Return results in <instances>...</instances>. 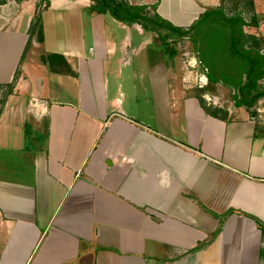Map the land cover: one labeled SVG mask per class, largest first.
Segmentation results:
<instances>
[{
	"label": "crops",
	"instance_id": "crops-1",
	"mask_svg": "<svg viewBox=\"0 0 264 264\" xmlns=\"http://www.w3.org/2000/svg\"><path fill=\"white\" fill-rule=\"evenodd\" d=\"M220 1L134 5L188 28ZM39 4H0V126L24 130L0 146V264H264L254 114H208L177 51L96 0H50L26 51Z\"/></svg>",
	"mask_w": 264,
	"mask_h": 264
},
{
	"label": "trees",
	"instance_id": "trees-1",
	"mask_svg": "<svg viewBox=\"0 0 264 264\" xmlns=\"http://www.w3.org/2000/svg\"><path fill=\"white\" fill-rule=\"evenodd\" d=\"M7 1L0 0V4ZM221 1L222 4L219 7L206 9L188 28H184L175 26L159 13L152 14L145 5L125 2L117 4L113 0H96L100 11L110 9L118 19L130 24L138 22L147 31L157 32L166 45V50H176L171 48L174 39L192 38L209 78L208 85L198 89L196 97L208 114L226 120L228 111L208 105L202 95L215 92L217 84L223 83L237 90V94L234 95L236 106L246 107L253 115L252 108L264 97V35L247 33L244 26L247 24L257 26V15H251L252 21L247 23L243 13L238 11L239 5L243 2L249 5V8L254 7L255 0ZM227 1L234 3L231 14L226 12ZM108 4H114L116 8ZM49 6L50 0H40L30 29L26 51L32 46L34 38L40 43L44 41L42 11ZM52 57L53 55L44 56L43 60L46 64H50L54 72H62L55 65ZM68 72L74 74L71 69ZM8 87L11 93L14 85Z\"/></svg>",
	"mask_w": 264,
	"mask_h": 264
},
{
	"label": "rangeland",
	"instance_id": "rangeland-1",
	"mask_svg": "<svg viewBox=\"0 0 264 264\" xmlns=\"http://www.w3.org/2000/svg\"><path fill=\"white\" fill-rule=\"evenodd\" d=\"M115 3L120 4L122 2L128 3V4H141L145 0H113ZM226 12L228 14L233 13L232 8L234 6V3L231 1L226 2ZM156 4V3H155ZM155 4H149L147 6V9L151 10L152 14L157 13L156 11V6ZM222 4V1L219 2L218 5L215 7H219ZM108 17L112 18V11L108 9ZM238 11L243 13L244 19L247 23H249L251 20V15L256 14L257 15V26H249L248 24L244 26V29L247 33H254L256 35H264V0H255V6L250 7L249 5H245V2L241 3L239 5ZM173 41V39H170ZM164 44V42H163ZM165 49L166 45L164 44ZM170 47V46H169ZM171 48L176 49L177 54L179 56V60L181 65L188 71V76H190V82L193 83L194 87V92L195 94L198 93V89H200V85L202 84L201 80L208 78L206 70L203 68L202 61L199 58V51L196 48L195 42L192 38H178V40L174 39L173 46ZM171 50V49H170ZM168 50V51H170ZM31 60V58L29 59ZM30 61H28V66H29ZM27 67V65H26ZM220 68V67H219ZM51 75V74H50ZM53 76V75H51ZM208 83H209V78H208ZM8 94V88L0 89V102L3 101L5 102ZM237 94V90L225 86L223 83H218L217 84V90L213 93H205L203 94V99L207 102L208 105L214 106V107H220L222 109H226L228 113L230 111L234 110L237 108H243L246 111L249 112L246 107H238L235 104V99L234 95ZM5 105H2L1 110H4ZM257 104L254 105L252 108V111H254V114L257 111ZM24 135V130L19 126V128L14 125L13 129H8L6 127L0 126V146H5V147H18L21 146L22 138L21 141L18 138V136ZM25 142V141H24ZM42 140H38L37 145H41ZM14 158H11L9 153H3L1 156L4 157V162L9 163V161L14 162L13 160H16L20 162L21 159L19 158L18 155L13 154ZM2 161V162H3Z\"/></svg>",
	"mask_w": 264,
	"mask_h": 264
},
{
	"label": "built area",
	"instance_id": "built-area-1",
	"mask_svg": "<svg viewBox=\"0 0 264 264\" xmlns=\"http://www.w3.org/2000/svg\"><path fill=\"white\" fill-rule=\"evenodd\" d=\"M202 84L200 85V87H205L208 85V78L202 79L201 80ZM257 111L254 114V120L259 123V125L264 126V97L261 98L258 102H257Z\"/></svg>",
	"mask_w": 264,
	"mask_h": 264
},
{
	"label": "flooded vegetation",
	"instance_id": "flooded-vegetation-1",
	"mask_svg": "<svg viewBox=\"0 0 264 264\" xmlns=\"http://www.w3.org/2000/svg\"><path fill=\"white\" fill-rule=\"evenodd\" d=\"M111 5L115 6L114 4H111Z\"/></svg>",
	"mask_w": 264,
	"mask_h": 264
},
{
	"label": "water",
	"instance_id": "water-1",
	"mask_svg": "<svg viewBox=\"0 0 264 264\" xmlns=\"http://www.w3.org/2000/svg\"><path fill=\"white\" fill-rule=\"evenodd\" d=\"M115 7V6H114ZM116 8V7H115Z\"/></svg>",
	"mask_w": 264,
	"mask_h": 264
}]
</instances>
